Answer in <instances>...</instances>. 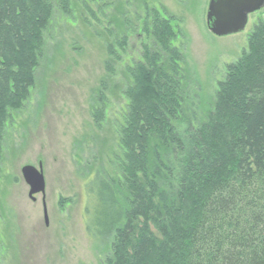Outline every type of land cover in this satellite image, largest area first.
<instances>
[{"label": "trees", "instance_id": "obj_1", "mask_svg": "<svg viewBox=\"0 0 264 264\" xmlns=\"http://www.w3.org/2000/svg\"><path fill=\"white\" fill-rule=\"evenodd\" d=\"M55 10L68 14L69 0H0V166ZM142 32L149 42L126 67L116 172L89 170L84 185L86 236L102 245L104 264H264V22L207 106L188 101L171 21L151 11Z\"/></svg>", "mask_w": 264, "mask_h": 264}, {"label": "rangeland", "instance_id": "obj_2", "mask_svg": "<svg viewBox=\"0 0 264 264\" xmlns=\"http://www.w3.org/2000/svg\"><path fill=\"white\" fill-rule=\"evenodd\" d=\"M209 0H69L55 10L24 107L7 123L0 166V264H104L102 245L84 230L89 170L116 172L118 131L127 101L126 67L140 61L149 40L142 32L151 11L171 21L173 45L183 56L188 101L207 106L226 65L247 47L264 7L248 16L238 34L215 37L206 28ZM178 31V33H177ZM127 38L124 50L119 42ZM110 45L115 52L107 53ZM108 63V64H107ZM108 65L109 69H107ZM104 91L103 121L92 118L97 90ZM97 98V99H96ZM190 98V99H189ZM41 164L47 225L41 195L31 201L20 170ZM87 180V181H86Z\"/></svg>", "mask_w": 264, "mask_h": 264}, {"label": "water", "instance_id": "obj_3", "mask_svg": "<svg viewBox=\"0 0 264 264\" xmlns=\"http://www.w3.org/2000/svg\"><path fill=\"white\" fill-rule=\"evenodd\" d=\"M264 7V0H209L205 24L207 30L215 37H225L241 33L248 22V16ZM21 177L28 187V198L35 201L41 195L43 217L47 225L45 205V182L41 164L37 168L26 165L20 170Z\"/></svg>", "mask_w": 264, "mask_h": 264}]
</instances>
